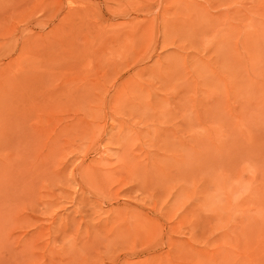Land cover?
<instances>
[{
  "label": "rangeland",
  "instance_id": "1",
  "mask_svg": "<svg viewBox=\"0 0 264 264\" xmlns=\"http://www.w3.org/2000/svg\"><path fill=\"white\" fill-rule=\"evenodd\" d=\"M0 264H264V0H0Z\"/></svg>",
  "mask_w": 264,
  "mask_h": 264
}]
</instances>
